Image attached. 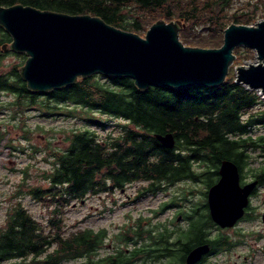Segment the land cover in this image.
I'll use <instances>...</instances> for the list:
<instances>
[{
	"label": "trees",
	"instance_id": "obj_1",
	"mask_svg": "<svg viewBox=\"0 0 264 264\" xmlns=\"http://www.w3.org/2000/svg\"><path fill=\"white\" fill-rule=\"evenodd\" d=\"M167 1L0 0V5L22 3L69 14H91L116 27L139 33L145 22L127 20L122 13L125 5L131 3L141 10H152L163 7ZM227 2L208 0L197 5L196 0H186L178 5L179 16L190 21L199 16L197 13L201 9L215 8L219 3L222 12L228 6ZM9 42V35L0 27V50ZM182 43L211 48L220 46L216 37L195 42L184 38ZM22 56L24 61L25 56ZM19 66H13L9 72H0V92L6 91L14 96L12 105L17 110L35 109L45 112L47 117L60 114L58 112L68 117L78 116L79 112L88 116L84 119L85 129L73 130L65 136V147L45 145V160L51 166L42 173L46 184H34L26 193L36 202L46 200L52 206L53 215L47 217L44 226L20 203L12 206L4 226L0 227V261L43 255L39 261L32 260V264H59L75 258H83L86 264H91V255L99 244L100 235L87 228L65 234L63 219L58 215L63 208L81 202L89 195L121 192L134 182L141 184L139 192L166 190L186 180H205L212 184L220 160L231 159L235 163L242 160L247 164L246 150L261 149L264 152V133L253 137L249 131L252 125H264V109L244 115L264 102L260 101L257 91L236 84L234 77L212 89L148 87L146 91H140L130 78L110 77L106 83H101L94 75L78 79L72 86L39 94L27 90L18 73ZM95 112L120 118L123 121L117 124L120 130L103 137L98 135L89 128L104 126L91 118ZM166 133L174 136L171 147L162 145L154 136ZM169 204L176 205L172 202L166 205ZM189 225L187 233L179 235L172 243L168 242L170 235L163 227L155 241L159 252L151 257L149 249L142 250L146 254L143 259L168 255L177 242L183 245V256L188 247L204 241L205 229L202 228L207 226V221L191 220ZM50 247L51 252L46 253ZM137 253L127 255V262H131ZM106 264L121 263L110 255Z\"/></svg>",
	"mask_w": 264,
	"mask_h": 264
},
{
	"label": "rangeland",
	"instance_id": "obj_2",
	"mask_svg": "<svg viewBox=\"0 0 264 264\" xmlns=\"http://www.w3.org/2000/svg\"><path fill=\"white\" fill-rule=\"evenodd\" d=\"M187 1L192 2L193 0ZM185 2L186 0H168L163 7L152 10H141L134 4L128 3L122 9V13L129 21L136 19L145 22L143 30L137 33L140 36H144L148 28L159 19L166 22L180 20L185 24L179 31L181 42L184 38L195 42L198 39L206 41L216 37V42L220 43V46L223 42V38L220 36L223 35L224 28L229 24H253L264 19V0H228V6L222 12L220 11L221 3H219L215 7L218 11L214 6L201 9V12L197 13L199 16L190 21L179 16L178 5ZM205 2L208 0H196L197 5ZM211 18L213 21H210ZM183 44L211 48L194 43ZM238 50L225 81L235 78L237 66L246 65L255 60V52L252 49L240 47ZM0 54V72H9L13 66L22 65L24 62L22 55L1 50ZM95 76L101 83L107 82L106 77ZM13 100L14 96L11 93L0 92V227L4 226L7 213L16 203H20L41 225L45 226L47 217L53 215L52 206L48 205L46 200L36 202L26 191L34 184L43 186L46 184L42 180V173L50 170L51 166L45 160L46 151L43 150L45 145L49 143L51 147H65V136L73 130L85 129L84 119L88 115L81 114L79 112L81 110H78V116L75 117H68L62 112L47 117L44 115L45 112L35 109L20 112L12 105ZM260 101L264 102L262 95H260ZM261 109H264V104L260 103L250 109L249 113ZM246 115L248 114L246 113ZM91 118L104 124L100 127L97 125L89 127L101 137L108 133H117L120 130L117 124L123 123L121 119L98 112L93 113ZM249 131L254 137L264 133V125H252ZM246 153L247 164L242 165V170L248 178L251 175V168L261 169L263 167L260 160L254 158L264 157V152L261 149H255L246 150ZM247 181L249 180L247 179ZM140 185V183L134 182L121 192L110 191L107 194L89 195L85 200L74 202L73 205L63 208L58 215L63 219L65 234L83 228L92 229L95 232L105 231L102 247L98 249L94 258L97 261L104 258L106 254L117 251L130 254L133 249L143 243L141 236L137 238L135 235L139 231L138 223L142 227L141 230L147 228L149 222L163 224L168 220H171L170 224H166L168 228L171 226L179 229L185 228L186 223L178 218L180 215V211L177 213L178 208L166 204L172 202L176 205H183L187 210L190 205L199 204V201L204 200L203 193L206 190L202 183L182 182L158 192L143 190L139 192ZM192 189H194V194L189 196L187 192ZM186 199H189L192 204L191 202L187 203ZM250 206L255 213L260 214L264 211V187L250 199ZM161 207H164L165 210L160 211ZM244 226L249 225L244 224ZM250 227L253 230V235L244 240L245 249L243 251L238 248L228 255L229 264H263L261 259L263 252L261 251L264 249V223L261 221V217L252 220ZM126 229H128L127 232ZM126 235L129 238H125ZM258 235L263 238H255ZM134 241L136 243L133 245ZM51 250L50 247L46 253H50ZM140 257H143V254L137 255L129 264H142ZM42 258L43 255L37 256V258H28L25 263H31L32 260L39 261ZM222 259L224 260V257ZM85 261L83 258H75L61 261L59 264H86ZM170 261L173 264L176 262L174 254L170 255ZM165 262L167 261L164 258H160L155 261H146L145 264H164Z\"/></svg>",
	"mask_w": 264,
	"mask_h": 264
},
{
	"label": "water",
	"instance_id": "obj_3",
	"mask_svg": "<svg viewBox=\"0 0 264 264\" xmlns=\"http://www.w3.org/2000/svg\"><path fill=\"white\" fill-rule=\"evenodd\" d=\"M180 20L159 19L144 36L105 22L91 14H69L22 3L0 5V27L10 37L3 52L22 54L18 73L27 90L45 94L94 75L130 78L140 91L148 87L184 89L216 88L225 83L236 47L255 52V60L235 68L236 84L264 97V19L253 24L231 23L223 30L222 45L215 48L184 45ZM171 147V133L155 134ZM219 180L208 192L213 220L232 226L242 216L255 182L240 186L239 170L222 160ZM264 220V213L262 215ZM207 247L192 249L186 264H193Z\"/></svg>",
	"mask_w": 264,
	"mask_h": 264
},
{
	"label": "flooded vegetation",
	"instance_id": "obj_4",
	"mask_svg": "<svg viewBox=\"0 0 264 264\" xmlns=\"http://www.w3.org/2000/svg\"><path fill=\"white\" fill-rule=\"evenodd\" d=\"M249 111L250 110H248L246 113L250 114ZM246 113L244 114L245 116H247ZM263 158L264 157H260V156H257L254 158V159H259L260 163L263 164V167L261 169H259V168H253L252 169L251 168V173H250L251 175L248 178H246V173H243V170H242L243 166L242 165H244L245 163L243 164L242 160H241V162L238 161L237 162L238 164H237L231 159H226V160H230V161L234 162L236 164V166L238 167L240 186H244L246 184H250L252 182H255V186H254L252 192L250 193V195L248 196L247 206L243 208L242 216L240 218H238L233 223L232 226H225L224 227L223 225L221 226L218 223H216L211 216L210 208L208 205V192H209L210 188L213 185H215L219 180L218 170L220 167V163L222 160H225V159H222L218 163L217 174L213 177L212 184L210 181H205V180H197L195 182H191L189 180L182 181V182H188L190 184L202 183L206 187V190L203 193L204 194V200L199 201V204L190 205L187 210L184 209L183 205H171L174 208H178L177 213L180 211V215L178 218H180L182 221H184L186 223V227L179 229V228H174L173 226H171L170 228H168L166 226V224L171 223V220H168L163 224L162 223L149 222V223H147L148 227L141 230L142 227L138 223L139 231L135 235L137 237L141 236V239H143V243L141 246H138L136 249H133L130 252V254L132 252H138L137 255L143 254V257H144V255H146V254L142 250L149 249L150 253H151V257H153L157 254V252H159L157 249V244L155 241L158 239L159 232L161 230H164L163 227H165L168 230V233L170 235L168 242L172 243L173 241H175L176 237H178L181 234L187 233L188 229L190 228L189 224H190L191 220L192 221L204 220V221H207V226L202 228V229H205V231H204L205 240L200 241L199 243H196V244L188 247V249L184 252L183 256H181V254L183 252L181 247L183 245L181 242H177V243H174V245H172V246H174V249H172L173 252L169 253L168 255H164L161 257L159 256L153 260H144L143 257H140V258H142L141 259L142 264H145L146 261H148V262L155 261V260L160 259V258H164L167 261L164 264H173L170 261V255L171 254H174L176 257V262L174 264H186V258H187L188 253L192 249H194L198 246H204V245L207 247V251L205 253H203L200 256V258L196 262H194L193 264H227V261L229 264L230 258L228 257V255L233 250L238 249V248H240L243 251L245 249L244 240L250 238L253 235V230L250 227L252 220H254L256 218L258 219L261 217V221L264 223V220L262 219V215H263L264 211H262L260 214L255 213L250 206V199L252 197H255L257 195L258 190H260L262 187H264V159ZM256 169L258 171H256ZM247 179L249 181H247ZM182 182H178L176 184H179ZM176 184H174V185H176ZM195 189H197V188H195ZM193 191H194V189H192L190 192H187L188 195L193 196V194H194ZM186 202L190 203L191 201L189 199H186ZM191 204H192V202H191ZM159 210L164 211L165 208L161 207ZM177 213L175 214L176 216H177ZM249 221H251V222H249ZM172 222H173V220H172ZM244 224H248L249 226H244ZM159 227H161V228L158 231ZM247 228H249V229H247ZM127 231H128V229H126V232ZM157 231H158V233H157ZM93 232L95 234L100 235V240H99V244L96 246L97 248H96L94 254L91 255L92 256V260H90L91 264H106V261L108 260V257L110 255H113L115 257V261L118 263H121V264H129L132 262V261L127 262V255H130V254H124L122 251H117V252L112 253V254H106L104 256V258H102L100 261H97V259H94L96 254H97L98 249L100 247H102L103 240L105 239V231L100 230L98 232H95V231H93ZM124 237L129 238L128 235H126ZM151 238L153 240H151ZM255 238L259 239V238H263V237L258 235ZM126 240H128V239H126ZM137 243L139 244V242H137ZM143 246H145V247H143ZM261 252H263L262 253L263 256L261 257V259H262V262L264 264V249ZM223 257H224V260L222 259ZM28 258H37V257H33L31 255H28V256L21 257V258H10V259L4 260V261H0V264H32V261H31V263H29V262L25 263ZM34 264H40V263L35 262Z\"/></svg>",
	"mask_w": 264,
	"mask_h": 264
},
{
	"label": "bare ground",
	"instance_id": "obj_5",
	"mask_svg": "<svg viewBox=\"0 0 264 264\" xmlns=\"http://www.w3.org/2000/svg\"><path fill=\"white\" fill-rule=\"evenodd\" d=\"M181 40V39H180ZM237 48V47H236ZM235 48V49H236ZM246 48V47H245ZM235 49L233 50V53H234V51H235ZM234 55H235V53H234ZM236 56V55H235ZM236 58V57H235ZM235 60V59H234ZM234 62V61H233ZM151 87H154V86H151ZM217 88V87H216ZM210 89H212V88H210ZM172 134V133H171Z\"/></svg>",
	"mask_w": 264,
	"mask_h": 264
}]
</instances>
